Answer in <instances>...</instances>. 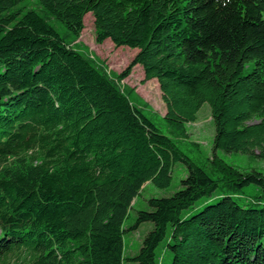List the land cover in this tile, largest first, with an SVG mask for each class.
Here are the masks:
<instances>
[{
  "label": "trees",
  "instance_id": "16d2710c",
  "mask_svg": "<svg viewBox=\"0 0 264 264\" xmlns=\"http://www.w3.org/2000/svg\"><path fill=\"white\" fill-rule=\"evenodd\" d=\"M28 1L0 0V264H162V246L171 264H264V207L224 194L188 213L218 190L264 192V173L217 154L264 161V0H32L44 15ZM88 14L97 44L138 50L120 74L75 48ZM136 66L177 136L210 106L216 178L132 103L122 83ZM177 163L181 189L124 229L144 186L169 188ZM144 223L154 229L125 256Z\"/></svg>",
  "mask_w": 264,
  "mask_h": 264
},
{
  "label": "rangeland",
  "instance_id": "374dc122",
  "mask_svg": "<svg viewBox=\"0 0 264 264\" xmlns=\"http://www.w3.org/2000/svg\"><path fill=\"white\" fill-rule=\"evenodd\" d=\"M34 9L39 14L44 15L41 7L32 0L28 1L24 10ZM49 23L58 31L61 36H65L68 31L66 27L57 20L48 19ZM85 29L80 39L76 42L75 48L79 49L84 55L93 57L94 60L104 65L108 72L114 76L120 74L133 60L138 50L128 47L116 48L110 40L99 45L96 43V32L94 18L88 14L84 19ZM253 64H249L244 74L251 71ZM144 71L141 66H136L132 75L126 79L122 85L127 89H134L130 94L132 103L139 107L143 114L149 118L162 133L170 137L177 144L179 149L195 163L201 166L211 175L209 159L213 157V140L215 135L214 123L211 118V109L208 104H204L197 114V121L187 126L189 137L182 138L170 128L164 116L166 114V105L162 99L159 84L156 79L143 83ZM218 156L230 165L235 166L242 172L257 170L264 173V161L255 156L232 153L223 151L217 152ZM187 177V169L183 163H177L173 168L172 183L167 189H158L152 183H147L140 195L136 199V205L129 211L124 222V229H129L135 224L138 212L148 209V200L150 198L169 197L181 189V181ZM216 178V175H213ZM231 195L241 206L245 207H264V192L256 185L246 187L242 193H225L218 190L212 198L202 199L188 211L195 214L201 211L207 204L216 203L221 195ZM154 229L153 223H144L136 231H128L125 234V256L134 257L139 253L143 240L146 235ZM160 262L162 264H171L172 254L166 246L159 249ZM15 260V259H14ZM126 264H130L127 263Z\"/></svg>",
  "mask_w": 264,
  "mask_h": 264
}]
</instances>
